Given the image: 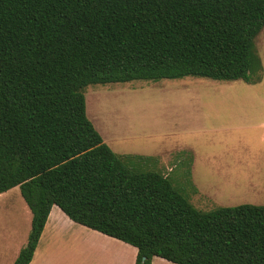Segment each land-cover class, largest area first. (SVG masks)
<instances>
[{
    "label": "trees",
    "instance_id": "obj_1",
    "mask_svg": "<svg viewBox=\"0 0 264 264\" xmlns=\"http://www.w3.org/2000/svg\"><path fill=\"white\" fill-rule=\"evenodd\" d=\"M264 0H0V193L32 218L28 264L52 205L137 249L134 264H264V204L200 210L153 156L115 153L86 114L89 84L262 78Z\"/></svg>",
    "mask_w": 264,
    "mask_h": 264
},
{
    "label": "rangeland",
    "instance_id": "obj_2",
    "mask_svg": "<svg viewBox=\"0 0 264 264\" xmlns=\"http://www.w3.org/2000/svg\"><path fill=\"white\" fill-rule=\"evenodd\" d=\"M255 46L263 67L255 84L193 76L89 84L87 117L115 153L153 156L142 168L167 175L200 210L264 204V27ZM31 217L18 186L0 196V230H17L19 251Z\"/></svg>",
    "mask_w": 264,
    "mask_h": 264
},
{
    "label": "crops",
    "instance_id": "obj_3",
    "mask_svg": "<svg viewBox=\"0 0 264 264\" xmlns=\"http://www.w3.org/2000/svg\"><path fill=\"white\" fill-rule=\"evenodd\" d=\"M15 231L0 230V264H12L23 244ZM136 253L134 246L75 222L52 205L28 264H134ZM151 264L176 263L154 256Z\"/></svg>",
    "mask_w": 264,
    "mask_h": 264
}]
</instances>
